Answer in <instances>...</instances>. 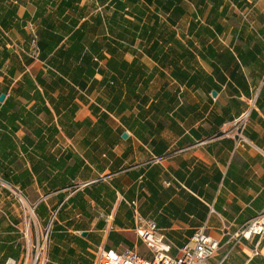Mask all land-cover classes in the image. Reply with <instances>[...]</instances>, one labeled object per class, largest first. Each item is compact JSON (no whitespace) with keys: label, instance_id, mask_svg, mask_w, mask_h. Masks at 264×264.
Wrapping results in <instances>:
<instances>
[{"label":"crops","instance_id":"crops-1","mask_svg":"<svg viewBox=\"0 0 264 264\" xmlns=\"http://www.w3.org/2000/svg\"><path fill=\"white\" fill-rule=\"evenodd\" d=\"M0 94V264L26 248L10 186L46 264L149 255L133 201L174 255L205 227L210 264H264L234 236L264 211V0H0Z\"/></svg>","mask_w":264,"mask_h":264},{"label":"built area","instance_id":"built-area-1","mask_svg":"<svg viewBox=\"0 0 264 264\" xmlns=\"http://www.w3.org/2000/svg\"><path fill=\"white\" fill-rule=\"evenodd\" d=\"M249 114L250 108L220 127V136L231 138L235 148L248 144L244 129L250 118ZM8 189L20 208V220L14 224V228L23 237L26 248L21 261L8 259L5 264H46L50 228H42L38 225L35 206L24 198L17 187L10 186ZM130 205L136 221L134 232L145 244L149 255L139 254L130 249H123L120 252L105 250L96 254L92 264H210L209 260L217 253L219 242L206 234L205 227L197 229L188 242L179 249L178 254L174 255L171 253V242L154 220L140 216L136 201L131 202ZM209 207L210 212H214L213 207ZM234 236L238 240L257 237V244L264 247V211L242 225ZM260 253L261 248H254L251 250V257Z\"/></svg>","mask_w":264,"mask_h":264},{"label":"water","instance_id":"water-1","mask_svg":"<svg viewBox=\"0 0 264 264\" xmlns=\"http://www.w3.org/2000/svg\"><path fill=\"white\" fill-rule=\"evenodd\" d=\"M4 98H5V95L4 94H0V101L3 100Z\"/></svg>","mask_w":264,"mask_h":264}]
</instances>
